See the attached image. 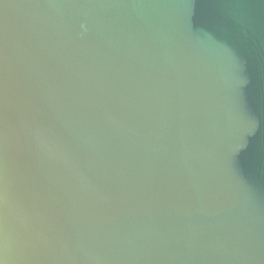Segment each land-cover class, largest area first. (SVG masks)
Wrapping results in <instances>:
<instances>
[{
    "label": "water",
    "instance_id": "obj_1",
    "mask_svg": "<svg viewBox=\"0 0 264 264\" xmlns=\"http://www.w3.org/2000/svg\"><path fill=\"white\" fill-rule=\"evenodd\" d=\"M0 264H264V0H0Z\"/></svg>",
    "mask_w": 264,
    "mask_h": 264
}]
</instances>
